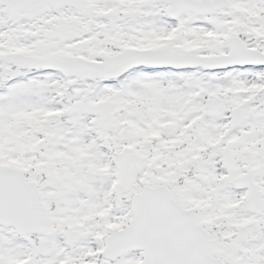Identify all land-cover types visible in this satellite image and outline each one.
I'll return each mask as SVG.
<instances>
[{
    "label": "snow or ice",
    "instance_id": "6c2138e0",
    "mask_svg": "<svg viewBox=\"0 0 264 264\" xmlns=\"http://www.w3.org/2000/svg\"><path fill=\"white\" fill-rule=\"evenodd\" d=\"M0 264H264V0H0Z\"/></svg>",
    "mask_w": 264,
    "mask_h": 264
}]
</instances>
